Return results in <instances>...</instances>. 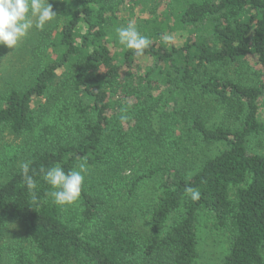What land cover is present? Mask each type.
Wrapping results in <instances>:
<instances>
[{
    "label": "trees",
    "instance_id": "obj_1",
    "mask_svg": "<svg viewBox=\"0 0 264 264\" xmlns=\"http://www.w3.org/2000/svg\"><path fill=\"white\" fill-rule=\"evenodd\" d=\"M153 1L49 0L58 18L0 46V133L25 140L17 165L0 160V240L18 222L29 247L12 264H195L201 216L228 235L221 264H264V156L248 150L264 134V0H167L164 27L208 30L168 46L141 13L136 56L116 28ZM81 163L79 200L55 205L41 167Z\"/></svg>",
    "mask_w": 264,
    "mask_h": 264
},
{
    "label": "clouds",
    "instance_id": "obj_2",
    "mask_svg": "<svg viewBox=\"0 0 264 264\" xmlns=\"http://www.w3.org/2000/svg\"><path fill=\"white\" fill-rule=\"evenodd\" d=\"M58 17L49 0H0V46L15 48L31 30L42 31ZM116 34L119 44L132 50L136 56H142L151 43L146 35L140 33L134 21L116 28ZM175 38L173 35L163 36L165 42H173ZM127 119V116L120 117L121 123L127 122ZM30 164L31 161H27L20 167L23 181L27 189L32 191L36 189L37 182L33 175H29ZM40 173L41 179L51 189L46 195L52 198L55 205L64 207L73 205L79 200L87 166L81 163L76 169L67 172L60 165L47 169L41 167ZM185 193L193 201H198L201 197L200 191L196 188L186 187ZM33 202H37L35 195Z\"/></svg>",
    "mask_w": 264,
    "mask_h": 264
},
{
    "label": "rangeland",
    "instance_id": "obj_3",
    "mask_svg": "<svg viewBox=\"0 0 264 264\" xmlns=\"http://www.w3.org/2000/svg\"><path fill=\"white\" fill-rule=\"evenodd\" d=\"M151 1V0H149ZM155 5V6H154ZM173 5H168L167 0H154L151 4L145 5L141 12L138 10L135 14L130 15L131 21H134L137 26L139 14L144 13L143 17H150L155 19L158 23V27L163 29L164 35H173L175 40L173 42H165L162 38L161 42L164 44L181 46L187 39H192L196 34L205 35L208 28L196 29L197 32L189 33L187 30H174L173 24L168 22V26L164 27L166 22V16L173 12ZM172 10V11H171ZM13 49V48H12ZM0 59L6 57L5 48L0 50ZM248 61L253 64V60L249 57ZM148 61H142V67ZM146 66V65H145ZM145 67H143L144 69ZM260 119L264 122V111L260 113ZM25 142L23 137H18L9 134L8 132L0 133V160L3 162L10 163L12 162L17 165L21 161V148ZM221 146H214L211 149V154L215 155L221 150ZM248 150L250 153L258 154L264 156V134L251 138L248 143ZM17 161V162H16ZM153 181V180H152ZM149 181L144 184L141 188L142 191L140 194L146 192H151L155 187L154 182ZM141 190V189H140ZM146 217L141 219L142 222H147ZM140 223V221H139ZM141 225V223H140ZM198 236V259L195 264H221L224 256L228 252L229 242L228 235L224 230H218L214 227L213 222L204 216H201L199 219V224L197 228ZM27 233L20 223L18 222H8L4 229L2 239L0 240V264H12L9 259V253L11 248L23 247L29 249L27 245Z\"/></svg>",
    "mask_w": 264,
    "mask_h": 264
}]
</instances>
